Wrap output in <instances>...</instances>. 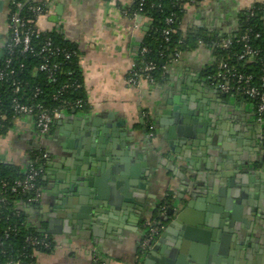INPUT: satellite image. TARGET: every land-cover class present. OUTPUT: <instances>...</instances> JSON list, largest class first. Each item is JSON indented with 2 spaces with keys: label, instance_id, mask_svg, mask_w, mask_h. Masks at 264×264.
I'll use <instances>...</instances> for the list:
<instances>
[{
  "label": "crops",
  "instance_id": "0c3cea01",
  "mask_svg": "<svg viewBox=\"0 0 264 264\" xmlns=\"http://www.w3.org/2000/svg\"><path fill=\"white\" fill-rule=\"evenodd\" d=\"M13 1L0 0V56ZM133 1L46 0L36 18L39 30L57 32L77 48L89 104L62 108L48 135L31 114H19L0 135V162L25 170L34 151L46 154L40 199L16 204L54 243L50 252L37 253L38 264H149L152 258L139 254L140 222L169 195L174 211L158 257L173 264H195L192 254L207 264H264V135L253 104L216 90L208 74L216 55L204 43L169 62L162 81L130 84L151 26L148 17L130 13ZM250 2L187 3L181 28L230 33ZM242 193V214L229 224V237H219L208 263L209 250L194 237H214L197 221L220 222ZM177 215L181 221L173 224Z\"/></svg>",
  "mask_w": 264,
  "mask_h": 264
},
{
  "label": "trees",
  "instance_id": "16d2710c",
  "mask_svg": "<svg viewBox=\"0 0 264 264\" xmlns=\"http://www.w3.org/2000/svg\"><path fill=\"white\" fill-rule=\"evenodd\" d=\"M194 1L145 0L141 9L139 0L133 1L130 13L138 11L140 16L148 17L151 20L150 29L145 33L139 54L135 59L134 70L145 75L142 68L149 62H153L154 68L151 70V74L154 77L153 82L158 83L163 80L165 66L173 61L176 53L180 54L204 43L211 47L216 55V60L208 74L215 75L217 73L218 63L221 60H228L241 72L264 73L262 70L264 66V3L261 0H255V11L252 14H241L239 24L231 34H219L206 29H190L184 32L181 22L185 14V5ZM22 2L21 7H17L12 2L11 13L17 12L25 18L34 17L28 6L41 3V1L22 0ZM170 16L173 17V21L169 24L166 19ZM168 26H171L172 30L169 39L166 40L164 29ZM28 27L33 30L31 36L33 50L23 51L20 45L9 50V39L0 56V68L7 72L4 78H0V135H5L8 132L19 115L15 113L14 109L16 101L40 104L52 114L56 110H61L62 107L75 106L81 110L89 109L82 74L79 70L77 48L57 32L36 31V19L29 23ZM244 33L249 35L250 44L261 49L259 56L256 57L257 61L252 63L237 58L244 46V43L238 41V38ZM227 37L232 38L229 47L214 44L220 43ZM47 39H51L53 45L61 50L55 53L41 51ZM66 53H70V56L67 57ZM7 58H9L8 63H6ZM44 61L58 64L57 68L51 70L52 75H50L51 71L39 68ZM134 70L131 69L128 76L132 75ZM216 78L217 81L220 80L219 77ZM227 94L243 97L253 104V108L255 106V100H251L243 94L236 92ZM78 100L81 104L76 105ZM54 123L55 119L52 120L49 131L44 135H48L52 131ZM147 125L151 130L150 123ZM44 152L42 149L34 151L31 164L25 170H21L13 164L0 162V264H13V261L19 262V264H38L37 253L50 252L54 246L50 235L27 222L24 214L16 208L17 202L28 201L32 192L12 189L15 182L24 178L32 167L39 170L36 183L41 187ZM171 197L172 195H169L168 202L161 203L150 217L141 219L142 237L143 232L147 233L151 226L157 227L156 237L160 236L172 218V215L168 213ZM147 221L150 224H147ZM32 238H36L39 242H32ZM147 252L140 247L139 254L143 255Z\"/></svg>",
  "mask_w": 264,
  "mask_h": 264
},
{
  "label": "built area",
  "instance_id": "2783aa9c",
  "mask_svg": "<svg viewBox=\"0 0 264 264\" xmlns=\"http://www.w3.org/2000/svg\"><path fill=\"white\" fill-rule=\"evenodd\" d=\"M145 0H139L140 2V9ZM194 1V0H192ZM254 1L251 0L250 4L243 10L242 15L252 14L255 11ZM264 3V0H261ZM46 0L41 1V3L37 4H30L28 8L33 12L34 17H23L17 12H13L10 14L8 27L10 32V43H9V50H12L14 46L20 45L23 51H32L33 45L31 43V36L33 30H31L28 25L35 21L37 16L43 12L45 8ZM14 5L17 7H21L23 5L22 0H15L13 1ZM133 16H138V11L132 13ZM167 22L170 24L173 21V17H167ZM234 28L230 34L235 30ZM171 26H168L164 29V34L166 40L169 39V35L171 32ZM36 31H40L36 28ZM249 35L244 33L240 35L238 41H242L244 43L243 49L237 55V58L240 60H244L247 63H252L257 61L256 57L259 56L261 49L259 47H254L249 42ZM232 43V38L227 37L222 39L219 43H214L218 45H222L224 47H229ZM145 49V48H144ZM59 47H55L51 39H47L41 49V51H50L51 53H55L56 51H60ZM179 55V53L175 54V58ZM66 56H70V53H66ZM9 62V58L6 59V63ZM58 67L57 63H49L48 61H44L40 64L39 68L43 70L55 69ZM136 63L133 62L132 68L135 69ZM154 68V63L149 62L145 65L142 70H144L145 75H142L138 71L133 72L132 75L128 76V82L132 85H139V83L146 79L152 83L153 82V75L151 74V70ZM264 71V66L262 68ZM7 72L0 68V78H4ZM52 75V71L50 72ZM213 76V83L216 84L217 88H219L224 93L229 92H236L243 94V96L255 100L254 106V114L256 120L259 122L261 126V130L264 135V73L255 74L254 72H241L237 69V67L230 63L228 60H221L218 63V70L217 73ZM219 77L220 80L217 81ZM18 89V87H17ZM77 104H81L80 100L76 102ZM65 108V107H62ZM15 113L17 114H31L35 117V124L38 128V131L41 134H45L49 131L50 123L56 116L59 114L60 110H56L53 114L50 113L47 109L43 108L40 104H27V103H20L15 102L14 104ZM37 109V111H36ZM46 154L44 153L42 157H45ZM39 175V170L36 168H31L28 174L15 182L14 186L12 187L13 190L20 189L26 192H32L31 196L28 198L29 202H37L42 194V187L37 185L36 178ZM147 224H150L148 221ZM158 232L157 227L151 226L148 228L147 233L144 234L141 238L140 247L146 251H149L157 241L156 233ZM155 238V240H153ZM32 242H39L36 238H32ZM13 264H19V262L13 261Z\"/></svg>",
  "mask_w": 264,
  "mask_h": 264
},
{
  "label": "water",
  "instance_id": "95a60500",
  "mask_svg": "<svg viewBox=\"0 0 264 264\" xmlns=\"http://www.w3.org/2000/svg\"><path fill=\"white\" fill-rule=\"evenodd\" d=\"M222 32H225V31H222ZM226 33V32H225ZM216 90L218 92H221V90L219 88H216ZM226 94V93H225ZM75 110V107L72 108ZM184 119V116L182 117L181 120ZM187 119V117H185V120ZM180 120L179 123H181L182 121ZM179 119L177 120V123H178ZM181 124L178 126L180 127ZM178 134H179V137L181 138H186V134H180V130H178ZM183 136V137H182ZM108 175V174H106ZM105 171L102 172V176L101 178H96V185L101 186V183L103 184V182H105ZM87 179L89 180V185L91 186L93 184L92 182V177H87ZM112 179L115 181L117 179H119V176H112ZM99 180H100V183H99ZM246 196L247 194L246 193H242L239 197L235 198V203H234V206H233V209L232 211H225L224 213L221 214V218H219L220 222H216V221H211L208 217H207V220L202 222V220H198L197 223L199 225V228L202 229L203 231H206L208 235H211L213 236L214 238V241H209L208 238H203L201 236H195L194 238L197 239V241H201L203 242V245L205 246V248L207 249V251L209 252L208 253V263L210 262V260H212V257H213V254L217 252V240H219V237H229L228 235H230V232L233 231V229L230 227L232 226V223L231 221L232 220H235V219H238L240 218V214H242V210H243V205H244V201L246 200ZM174 208H168V213H172L174 210ZM216 217H218L216 215ZM180 216H176L174 221L172 222L173 224L179 222L180 220ZM181 221V220H180ZM230 224V226H229ZM211 226L213 227L214 229L213 230H205V228L203 226ZM41 231H45V229L41 230ZM205 232V233H206ZM184 234V233H182ZM186 234V233H185ZM163 236L164 234H162V236H159L157 238V241L156 243L154 244V246L145 254H143L141 257V259H145L146 257H151L152 258V261L149 262V264H173L174 263V259L172 258H168V257H158L157 256V251L155 250L157 245L163 240ZM193 237V236H192ZM195 239V240H196ZM209 242V243H207ZM192 258V260H194V263L195 264H205L206 263V260L205 259H202V258H199L198 256H196L195 254H192V256H190ZM157 260V261H156ZM155 261V262H154ZM205 261V262H204ZM158 262V263H157ZM207 264V263H206Z\"/></svg>",
  "mask_w": 264,
  "mask_h": 264
}]
</instances>
